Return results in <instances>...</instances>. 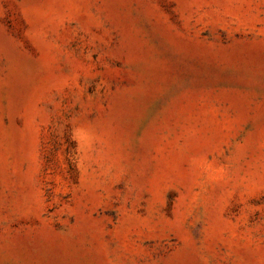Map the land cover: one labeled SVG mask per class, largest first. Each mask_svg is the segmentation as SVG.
<instances>
[{"label": "rangeland", "instance_id": "rangeland-1", "mask_svg": "<svg viewBox=\"0 0 264 264\" xmlns=\"http://www.w3.org/2000/svg\"><path fill=\"white\" fill-rule=\"evenodd\" d=\"M0 264H264V0H0Z\"/></svg>", "mask_w": 264, "mask_h": 264}]
</instances>
